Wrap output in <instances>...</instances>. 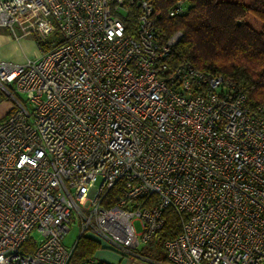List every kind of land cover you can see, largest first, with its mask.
<instances>
[{"label": "built area", "instance_id": "1", "mask_svg": "<svg viewBox=\"0 0 264 264\" xmlns=\"http://www.w3.org/2000/svg\"><path fill=\"white\" fill-rule=\"evenodd\" d=\"M128 1L131 30L124 0H0V27L41 52L0 63V264H66L81 234L140 258L167 207L171 264H264V102L171 68L180 33L159 41L151 2Z\"/></svg>", "mask_w": 264, "mask_h": 264}, {"label": "trees", "instance_id": "2", "mask_svg": "<svg viewBox=\"0 0 264 264\" xmlns=\"http://www.w3.org/2000/svg\"><path fill=\"white\" fill-rule=\"evenodd\" d=\"M149 1L158 13L155 25L159 41L164 42L176 31L180 33L166 57L171 68L188 60L198 69L229 78L245 92L251 106L264 102V0H183L186 10L174 16H168L167 10L176 0ZM124 2L128 10L124 23L131 30L137 7L128 0ZM163 216L155 247L145 251L158 259L165 258L163 242L181 228L174 209L167 207ZM100 248L109 247L81 234L66 264H112L96 257Z\"/></svg>", "mask_w": 264, "mask_h": 264}, {"label": "clouds", "instance_id": "3", "mask_svg": "<svg viewBox=\"0 0 264 264\" xmlns=\"http://www.w3.org/2000/svg\"><path fill=\"white\" fill-rule=\"evenodd\" d=\"M11 47L5 49V44ZM41 52L34 40L23 36L13 39L6 33L0 32V63L12 61L16 64L23 65L34 59H39Z\"/></svg>", "mask_w": 264, "mask_h": 264}, {"label": "crops", "instance_id": "4", "mask_svg": "<svg viewBox=\"0 0 264 264\" xmlns=\"http://www.w3.org/2000/svg\"><path fill=\"white\" fill-rule=\"evenodd\" d=\"M145 251H149V249L143 248L140 251V254H141L140 258H131V257L122 256L116 251H111V252L109 251L103 254H101L100 251H97L96 257L98 259L107 261L112 264H171L166 259V257L164 259H158V258L153 257L151 253L145 252Z\"/></svg>", "mask_w": 264, "mask_h": 264}, {"label": "rangeland", "instance_id": "5", "mask_svg": "<svg viewBox=\"0 0 264 264\" xmlns=\"http://www.w3.org/2000/svg\"><path fill=\"white\" fill-rule=\"evenodd\" d=\"M0 32L6 33L7 35H11L10 31L5 27H0ZM35 35L36 34L33 33L32 35H24V36L34 40ZM11 37L13 39H15L14 36L11 35ZM21 37H23V36H21ZM4 47H5V49H7V48H10L11 45L6 43L4 45ZM9 62H12V61H9ZM12 63H14V62H12ZM7 101H8V99L6 97V94L2 90H0V118L5 114V112L7 110V107H8ZM134 225H135L136 230H139V224L137 221H134ZM77 234H78V225H77V223H72L70 225L69 230L67 232H65V234H64V237H63L64 244L71 245L74 242L75 238L77 237ZM36 237H37V235H36ZM98 251H100L101 254H103L105 252H109V251L111 252L113 250H111L109 248H100Z\"/></svg>", "mask_w": 264, "mask_h": 264}]
</instances>
